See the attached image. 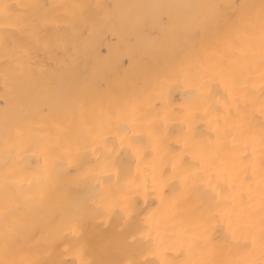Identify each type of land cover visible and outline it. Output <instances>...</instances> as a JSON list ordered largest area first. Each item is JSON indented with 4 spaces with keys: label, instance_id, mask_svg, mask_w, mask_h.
<instances>
[{
    "label": "bare ground",
    "instance_id": "obj_1",
    "mask_svg": "<svg viewBox=\"0 0 264 264\" xmlns=\"http://www.w3.org/2000/svg\"><path fill=\"white\" fill-rule=\"evenodd\" d=\"M2 2L68 7L42 10L59 22L45 26L52 41L38 54L6 61L0 44V259L6 233L16 245L9 256L43 261L67 248L75 259L73 232L84 222L97 259L125 258L101 249L131 224L156 264L258 262L259 54L187 42L180 68L173 44L185 19L260 0ZM75 97L86 106L67 103ZM237 106L248 131L234 140L225 117ZM245 143L255 147L252 167L225 172Z\"/></svg>",
    "mask_w": 264,
    "mask_h": 264
},
{
    "label": "snow or ice",
    "instance_id": "obj_2",
    "mask_svg": "<svg viewBox=\"0 0 264 264\" xmlns=\"http://www.w3.org/2000/svg\"><path fill=\"white\" fill-rule=\"evenodd\" d=\"M65 5H41V4H9L0 0V44L3 46L5 60L10 55L24 53L31 56L38 54L43 47L51 45L53 31L49 24L58 23L59 20L53 12H43V9H60ZM72 7L84 8L83 5H74ZM189 7L220 9L215 5H194ZM232 11L223 10L201 12L189 17L181 22L177 30L175 42L173 44V62L183 67V59L186 43L195 44L212 43L214 46H226L233 49H241L248 58H254L256 54L260 57V70L264 76V0L260 4H233L225 6ZM258 9V11H257ZM213 93V89H208ZM86 106V97H75L68 101L69 105L76 103ZM159 105H157L158 107ZM227 134L232 135L235 140L237 137L244 136L247 129V121L239 118V107L237 106V116L234 117L231 108H228V115L225 117ZM260 131V168L262 179H264V123H261ZM255 147L249 151V145L244 144L243 148H236L232 153V159L225 165V172L232 170L234 172L244 171L245 173L252 167ZM167 173H162V177ZM161 177V178H162ZM87 225L84 222L79 223L74 229L73 234L78 235L77 258L68 259L69 249L64 250V254L51 259L36 261L26 256L17 259L8 255L10 248L16 247L15 242L9 239L5 234V259H0V264H156L155 260H149L146 248H142L139 243L136 231L133 225L129 224L122 228L119 234L114 235L110 240L104 243L101 251L110 253L114 249L124 255L122 260H111L104 258H93L90 255L91 245L86 240L85 234ZM130 237V239H129ZM124 241V243H121ZM160 264H168L161 260ZM248 264H264V243L261 245V259L250 261Z\"/></svg>",
    "mask_w": 264,
    "mask_h": 264
}]
</instances>
